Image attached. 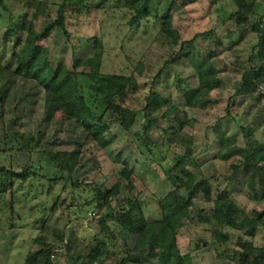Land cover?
Wrapping results in <instances>:
<instances>
[{
	"label": "rangeland",
	"instance_id": "rangeland-1",
	"mask_svg": "<svg viewBox=\"0 0 264 264\" xmlns=\"http://www.w3.org/2000/svg\"><path fill=\"white\" fill-rule=\"evenodd\" d=\"M40 1L43 2V9L35 25L37 35L54 25L59 6L63 2ZM133 1L141 3L142 0ZM178 1L173 16L174 25L183 36L182 40H191L200 34L186 46L181 40L173 48L168 40L160 37L161 21L154 18H146L140 26L131 28L130 7L112 10L82 8L77 13L76 22H68L69 30L73 33L72 39H68L63 30L50 28L47 37L37 41V45L49 50V55L42 62L47 71H54L59 65H64L74 71L134 75L139 89L129 95L131 101L144 102L152 92L159 94L160 107L153 114L155 124L150 131L151 139L148 143L142 138L144 112L139 114L129 131L117 120V116L109 112L107 120L113 121V124L105 134L108 146L101 149L91 143L84 128L75 120H67L52 98L40 92L34 80L15 73L17 64L13 49L6 54H2L0 49V79L8 130L16 133L45 132V156L85 147V153L72 172L66 191L63 181L52 188V194H48L51 182L41 177L26 183L16 180L14 186L11 183L7 185L2 206L5 207V203L13 197L17 198V202L13 225L7 220L10 217L8 210L0 214V264H31L28 261L29 254H39L43 249L46 256L38 257L39 262L50 260L56 264H73V258L67 251L73 238L79 239V253H88L97 244L95 238L101 233V211L87 205V201L92 199L91 188L112 181L120 173L125 161L134 173L136 189L129 192L122 186L114 205L118 206L117 202L124 197H136L141 203V209L136 211L140 220L160 218L159 200L174 189L164 164H172L175 154L186 153L184 144L176 141L177 133L183 132L184 140L196 146L195 154L206 151L200 156L199 166H191L195 171L199 168L200 175L206 177L222 172L225 164L223 159L231 151L247 145L246 127L251 126L255 131V139L264 143V100L259 93L237 95L244 84V71L258 64L256 55L259 48L256 47L259 33L253 30L245 39H239L240 29L236 21L229 20L237 9L233 0ZM259 21L260 18L251 15V26ZM232 31L233 39L240 40L233 45L230 38H227ZM2 34L3 29L0 28V43ZM95 37L102 41L103 47L94 51ZM21 50L22 47L16 48L17 52ZM212 51L219 52L212 62L223 69L219 76L221 86L212 92L210 98H202L198 103L190 105L184 93L189 86L195 89L198 87L197 73L192 62L198 58L207 59ZM96 52L102 53L100 67L74 68L77 58H89ZM179 54L186 55V59L182 63L173 62ZM138 68H141L142 73ZM171 107H176L178 111L168 114ZM177 116L181 122L177 121ZM217 124L230 140L236 141L233 146L226 149L220 147L215 129L212 128ZM95 155L100 159V168L92 159ZM30 158L27 151L14 152L7 160H0V165H8L14 171L22 172ZM36 159L37 155L34 156ZM52 167L50 177L58 173L57 166ZM246 180L247 175L242 173L237 183L231 185L235 200L247 212L263 210L264 192L252 193ZM38 184H42V187L37 190V194L26 197L29 193L27 188ZM56 199V208L49 214ZM48 202L51 208L47 213H42L43 205ZM194 202V215L200 210L213 214L212 204L205 201L202 195L198 194ZM237 219L243 221L244 215L239 214ZM197 222L198 218L195 217L191 225L178 232L183 253L189 251L191 242L197 238L201 228ZM134 241L135 235L126 243L120 239L116 247V259L126 257ZM235 243L236 238H232L230 243L214 241L212 245L194 253L193 264H237L232 258L237 250ZM255 243L259 249L264 247V229L258 232ZM105 251L110 255L109 250ZM116 259L111 260V263ZM151 263L160 264L159 259Z\"/></svg>",
	"mask_w": 264,
	"mask_h": 264
},
{
	"label": "trees",
	"instance_id": "trees-1",
	"mask_svg": "<svg viewBox=\"0 0 264 264\" xmlns=\"http://www.w3.org/2000/svg\"><path fill=\"white\" fill-rule=\"evenodd\" d=\"M237 9L229 20L237 23L240 29V40L245 39L251 31L259 33L260 39L256 48H259L256 59L264 61V29L261 21L254 26L250 25V17L253 14V4L248 0H233ZM178 0H142L141 3L133 0H63L58 9L57 19L49 29L37 35L36 21L43 9L40 0H0V49L2 54L10 49L15 57L17 69L15 73L21 77L34 80L40 92L49 95L58 106L67 120H75L84 128L91 143L104 149L109 142L106 132L111 128L113 121L107 120L109 112L117 116L126 130H131L140 113L144 112V121L141 126L142 138L150 142V131L154 127L153 114L160 107V96L152 92L144 102H135L129 99L131 93L139 89V83L134 75L105 74L99 72L74 71L59 65L54 71L44 69L42 62L49 55L47 48L37 45V41L46 38L50 28H58L64 31L68 39L73 38L69 30L68 22L75 23L77 13L82 8H105L107 10L130 7L132 17L129 21L131 28L138 27L146 18H154L161 21L160 37L168 40L174 48L182 40L180 30L174 25L173 10L178 7ZM234 32L227 35L230 42L237 44L240 40L233 39ZM200 34L195 36L198 37ZM191 40H182L186 46ZM94 51L102 49L103 43L98 38L93 39ZM22 47L20 52L16 48ZM102 53L96 52L89 58L75 60L74 68L100 67ZM219 55L218 51L209 53L208 58H198L192 62L198 78L197 89L189 86L185 91L188 104L194 105L200 99H208L212 92L221 86L220 74L223 69L213 64L212 59ZM255 56V55H254ZM186 55H178L173 62L182 63ZM251 62L253 58L251 57ZM138 71L142 73L141 68ZM179 82L182 80L178 79ZM243 86L237 95H250L259 93L260 86L264 83V67L253 64L251 69H246L243 74ZM178 111L171 107L168 114ZM177 121L181 122L179 116ZM215 129L216 139L220 147L226 149L233 146L236 141L230 140L222 127L217 124ZM254 129L246 127L245 134L247 145L244 148L231 151L225 160L224 168L218 175L212 177L201 176L199 168L192 170L191 166H199L200 156L206 151L195 154L196 146L188 143L183 138V132L177 133L176 141L186 147L185 154H175L173 163L164 164L167 177L174 185V189L159 200L161 217L154 220H140L136 211L141 209V203L136 197H124L114 205L115 197L121 193L124 186L129 192L136 189L134 173L130 164L125 165L112 181L101 186H92V199L87 201L89 207L98 208L101 211V233L95 238L97 244L92 246L88 253H79L78 238H73L67 246V251L73 258V264H152L151 261L159 259L160 264H193V255L196 251L212 245L214 241L230 243L236 238L235 254L232 257L237 264H264V247L259 249L255 238L259 231L264 229V209L247 212L234 198L231 185H235L240 174L247 175V187L252 193L264 192V143L254 136ZM85 147H78L75 151L65 153H49L45 132L16 133L8 130L5 122L3 107V87L0 79V160L5 161L14 152H29L30 162L22 172L14 171L8 165H0V214L8 210L10 217L8 222L14 223V210L17 198L5 203V191L8 184L14 186L18 180L26 183L33 178L41 177L51 182V190L57 184L64 181V191L68 190V181L72 172L77 167L81 155L85 153ZM37 159L34 160V156ZM46 159L44 160V158ZM100 168L98 156L92 158ZM47 160V162H46ZM4 163V162H3ZM52 165L57 166V172L50 177L53 171ZM66 174V175H65ZM223 178V180H222ZM42 184L36 187H26L29 193L26 197L36 195ZM25 188V189H26ZM200 194L203 199L212 204L213 214L204 210H195V198ZM49 208L48 203L43 206L42 213L50 209L53 212L58 203ZM53 204V203H52ZM47 214V215H49ZM244 215V220L239 221L237 216ZM198 218L197 225L201 228L195 241L187 253L182 252L179 241V231L193 223ZM113 222V223H112ZM1 223V222H0ZM135 235L133 247L124 258H118L116 247L121 239L125 243ZM109 250L110 255L105 250ZM260 251V253H259ZM43 249L39 254H29L28 261L31 264H56L50 260L38 261V257L45 258ZM255 256V257H254ZM116 259L111 263V260Z\"/></svg>",
	"mask_w": 264,
	"mask_h": 264
},
{
	"label": "crops",
	"instance_id": "crops-1",
	"mask_svg": "<svg viewBox=\"0 0 264 264\" xmlns=\"http://www.w3.org/2000/svg\"><path fill=\"white\" fill-rule=\"evenodd\" d=\"M249 3L253 4V15L260 18L262 28L264 29V0H248ZM258 60V67L263 66L264 67V61Z\"/></svg>",
	"mask_w": 264,
	"mask_h": 264
},
{
	"label": "built area",
	"instance_id": "built-area-1",
	"mask_svg": "<svg viewBox=\"0 0 264 264\" xmlns=\"http://www.w3.org/2000/svg\"><path fill=\"white\" fill-rule=\"evenodd\" d=\"M260 94L264 97V83L260 86Z\"/></svg>",
	"mask_w": 264,
	"mask_h": 264
}]
</instances>
